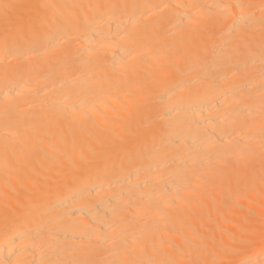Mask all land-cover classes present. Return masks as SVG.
Returning a JSON list of instances; mask_svg holds the SVG:
<instances>
[{
  "label": "bare ground",
  "instance_id": "1",
  "mask_svg": "<svg viewBox=\"0 0 264 264\" xmlns=\"http://www.w3.org/2000/svg\"><path fill=\"white\" fill-rule=\"evenodd\" d=\"M0 264H264V0H0Z\"/></svg>",
  "mask_w": 264,
  "mask_h": 264
}]
</instances>
